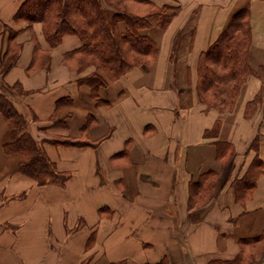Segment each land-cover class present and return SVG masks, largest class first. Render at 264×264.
Masks as SVG:
<instances>
[{
	"label": "crops",
	"instance_id": "1",
	"mask_svg": "<svg viewBox=\"0 0 264 264\" xmlns=\"http://www.w3.org/2000/svg\"><path fill=\"white\" fill-rule=\"evenodd\" d=\"M22 1L0 0V87L67 178L21 173L19 154L4 151L11 136L0 113V264H224L240 252L239 239L264 232V100L244 116L245 103L264 96V0H152L178 5L165 28L143 31L156 43L155 58L109 80L96 97L78 82L91 69L64 61L78 36L49 47L41 23L13 19ZM245 5L257 74L230 109H207L196 95L198 56ZM12 31L18 55L3 70ZM217 120L216 135L206 136ZM84 126L94 145L50 141L78 137ZM255 136L263 167L240 202L231 183L253 157ZM216 140L231 142L232 157L217 158ZM207 170L217 174L213 194L189 206V182ZM246 264H264V237Z\"/></svg>",
	"mask_w": 264,
	"mask_h": 264
},
{
	"label": "trees",
	"instance_id": "2",
	"mask_svg": "<svg viewBox=\"0 0 264 264\" xmlns=\"http://www.w3.org/2000/svg\"><path fill=\"white\" fill-rule=\"evenodd\" d=\"M178 5L155 3L152 0H23L13 14L16 21L41 23L42 33L49 47L57 45L65 34H74L81 41L79 47L69 51L64 61L77 72L91 69L78 79L89 86L96 97L100 86L107 84L129 71L134 66L149 65L155 58V41L143 31L152 28H165L176 13ZM7 50L3 70L14 64L19 44L12 40ZM251 28L249 8L245 5L233 13L226 27L216 40L201 51L196 62V95L205 108L220 111L233 106L241 84L249 74H257L248 60ZM173 42L172 50L176 49ZM48 59L43 53L41 63ZM264 73V66L260 67ZM7 90L0 89V113L3 115L11 139L4 145L6 153L16 152L20 156L19 171L33 179L49 178L63 184L67 174L59 172L42 145L28 130V117L16 108ZM264 96L255 94L244 106V116L249 118L257 105L263 104ZM219 126L205 130V135L215 134ZM86 126L78 137L52 139L53 143L64 145H94L95 141L86 138ZM217 158L232 157L234 148L231 142L216 140ZM254 155L244 172L235 176L231 186L234 198L244 201L255 187V179L261 173L263 161L258 156V137L249 143ZM217 182L215 171L207 170L189 182V206L208 200ZM199 202V203H198ZM264 232L255 237L239 239L240 252L228 263L246 264L254 255L257 242ZM160 264V263H159Z\"/></svg>",
	"mask_w": 264,
	"mask_h": 264
},
{
	"label": "rangeland",
	"instance_id": "3",
	"mask_svg": "<svg viewBox=\"0 0 264 264\" xmlns=\"http://www.w3.org/2000/svg\"><path fill=\"white\" fill-rule=\"evenodd\" d=\"M159 29V28H156ZM171 64H173V61L171 62ZM0 89H2L0 87ZM10 89H14V88H10ZM176 89H180L179 86L176 87ZM173 113H175L176 116H180L181 115V111L180 110H175Z\"/></svg>",
	"mask_w": 264,
	"mask_h": 264
}]
</instances>
